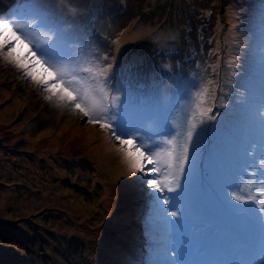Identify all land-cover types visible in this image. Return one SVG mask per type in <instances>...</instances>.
Wrapping results in <instances>:
<instances>
[{"label": "rangeland", "instance_id": "obj_1", "mask_svg": "<svg viewBox=\"0 0 264 264\" xmlns=\"http://www.w3.org/2000/svg\"><path fill=\"white\" fill-rule=\"evenodd\" d=\"M108 1L107 11L98 14L102 18L101 25H98L100 28L112 25L119 30H103L107 39L101 41L100 46L105 54L112 56L122 44L148 35L152 25L159 22H180L189 27V23L196 20L186 7L161 20L160 13L165 11L167 1L173 3L180 0ZM182 1L187 7H191L193 2L201 21L210 18L214 24L209 27L210 33H207L209 44H204L193 32L185 33L176 41V49L181 57L175 61L170 58L163 60L172 74L165 82L160 83L158 96L149 92L129 91L128 87L123 92H111L109 89L110 96L119 95L121 98L117 107L110 109V115L113 111L120 118L121 107L126 104L129 116L138 115L139 119L136 121L140 123L155 124L157 117H176L177 113H173L168 107V101L171 92L179 84L177 76L183 75L189 80L200 78L203 81L209 77L220 88L214 92L204 84L208 91L199 101L197 96L193 98L192 113L198 102L207 105L216 101L220 104V109L236 107L233 95L226 94L224 90L225 85L230 83L225 77L219 76V72L220 68L223 72L230 73L235 67H246L248 62L243 56L247 54L232 56L228 53L221 56L218 45L220 42L225 43L223 38L229 32L233 40L241 38V32L249 37L250 28L255 29L252 34L254 37L258 30L257 40L260 41L264 36V10L258 11V5H263L264 8V0ZM44 2L47 5L45 11L55 22L59 32L60 25L56 22L67 12L70 13L72 6L79 5L85 10L93 7L95 0ZM90 17L89 13H80L72 23L74 26L79 25L89 21ZM97 18L98 16L95 20ZM261 18L263 20L258 21ZM34 19L37 18L29 5L20 14L17 23L28 26L33 24ZM202 25L207 26L206 23ZM84 29L74 31L67 27L65 34L77 43L83 39ZM47 30L43 28V38L52 34ZM13 42L10 45L14 48L13 54L11 57L5 54V63L0 55V264H49L47 261L51 264H63L65 259H69L67 248L73 264H97L105 256L103 253L106 247L111 244L113 229L110 231L109 225L114 224L120 198L130 197L129 202L138 199L140 195L132 194L131 190L135 186L132 185L133 181L139 179L130 175L129 159L115 137L111 142L115 147L109 151L106 147L109 139L104 137L107 131L103 127L101 129L99 123L84 119L74 105L59 100L56 95L49 99V95L44 92H50L46 90L44 83L39 82L40 78L33 79L28 75V71H34L36 76L35 69L22 72L21 66L14 59L15 47L18 45ZM60 45L62 43L58 47ZM10 46L6 45L2 50L8 52ZM225 48L233 52L231 44ZM256 51L262 53L264 47L258 44ZM71 54L78 57L77 65L83 69L85 64L80 57V44L67 51V55ZM26 59L32 61L33 57ZM60 60L62 62V58ZM67 65L69 68L74 66L69 60ZM39 71L42 72V68ZM48 79L52 80L50 77ZM107 83L108 88H113L114 77L108 75ZM192 95L194 92L187 94L178 107L183 116L187 115ZM40 97L46 100L45 103ZM242 105V112H236L232 120L236 125L247 128L255 122L258 133L260 109L255 111L256 118L253 122L246 123L241 115L252 107L249 104ZM205 135H208V140H204ZM219 140L223 141V138L218 126L205 122L194 136L193 151L203 150L211 155L212 148L219 146ZM136 144L140 145L139 142ZM128 149L135 150L131 145L125 146V150ZM145 151L151 155V152ZM197 161L199 158L193 156L192 163L195 167L192 169L196 172ZM142 163L145 164V161ZM117 164L120 166L118 171ZM114 233L117 231L114 230L113 235Z\"/></svg>", "mask_w": 264, "mask_h": 264}, {"label": "snow or ice", "instance_id": "obj_2", "mask_svg": "<svg viewBox=\"0 0 264 264\" xmlns=\"http://www.w3.org/2000/svg\"><path fill=\"white\" fill-rule=\"evenodd\" d=\"M30 3L33 15L39 21L37 26L47 28L52 34L43 40L37 41L34 35L26 30L31 27L30 25L26 26L15 21L9 24L8 20L12 17H5L0 19V50L4 49L6 45L10 46L13 37L21 43L27 40L34 62L45 66V71L50 74L53 81V83H48L46 78L42 77L40 79V83H47L46 90L52 95H56L59 100L73 104L88 118L89 122L99 123L101 127L111 130L112 135L121 145H131L135 149L134 151L122 149L129 159L131 176L136 177L138 173H141L147 177L149 172L159 173L160 167L164 166L166 175L159 179L149 178L145 182L147 187L152 190L151 194L156 197V200L160 201L162 199L163 205H168L170 200L163 194L165 191L173 193L181 189V180L187 174L191 152L194 148V136L197 135L198 128L206 120L216 119L215 116L208 115L212 109H201L200 103L196 104V108L199 109L198 117L197 112L194 111L188 121L182 141H178L177 136H172L171 139L166 138V147L159 148L154 152L151 151V146H146L142 142L137 147L136 142L140 138L136 136V133L134 131H121L118 135L117 128L120 127V124L116 122L114 115H110V109L116 108L121 99L119 95L110 96L109 94L107 77L113 65L108 64L105 67H100L98 63H95L81 69V71L91 74L90 79L92 82L85 87L83 79L76 74L75 70L70 69L67 64L62 63L60 60L58 44L61 40V34L58 32L55 22L49 18L45 11L47 8L46 3L44 0H30ZM37 19H34L32 23L37 24ZM9 28L12 29L11 37L4 35L5 30ZM13 51L14 48L10 46L7 55L11 57ZM17 63L19 64L20 61L17 60ZM262 71H264V52H262ZM28 75L33 79H37L34 71H28ZM262 83H264V76H262ZM262 90H264V87H262ZM207 91L208 88L202 86L201 90L196 93L198 101ZM51 98L50 95L49 99ZM121 113V122L127 119L129 123H132L134 120L139 119L138 115L129 116V109L126 104L121 107ZM258 115V134L256 124L253 122L246 138L236 145L233 170L231 175L225 179L226 186H235L236 190L226 191L225 195L230 196L235 207L250 205L249 210L256 212L262 225H264V100H260ZM101 121L104 122L101 123ZM140 148H147L151 155H146L145 152L140 151ZM145 160L156 166L146 170L142 163ZM245 177H248V179L245 180ZM165 215L175 218L180 216V212H168L165 209ZM175 222L173 221V223ZM180 254L181 250L179 248L173 249L170 253L174 258ZM177 264H183V261H177ZM261 264H264V260L261 261Z\"/></svg>", "mask_w": 264, "mask_h": 264}, {"label": "bare ground", "instance_id": "obj_3", "mask_svg": "<svg viewBox=\"0 0 264 264\" xmlns=\"http://www.w3.org/2000/svg\"><path fill=\"white\" fill-rule=\"evenodd\" d=\"M218 52L219 54H221V56H226L228 53H229V50L227 48H225L224 46L222 45H218ZM10 58H7V60H9ZM237 69L238 67H235V69L233 71H231L227 76H226V79L230 82V86H231V89H232V92H233V97L235 98V102L236 104L238 105L239 104V87H238V81H237ZM109 78H111L109 76ZM2 118V117H1ZM94 133V132H93ZM95 134V133H94ZM95 136H97V134H95ZM153 138V141H155V138L154 136H150ZM109 145L106 144V147L109 151H112V149H114V145L109 141L108 143ZM144 145L146 146H149V143L147 142H144ZM159 149L158 145H156V149L155 151H157ZM113 167V166H112ZM120 166L117 164V171L119 170ZM19 179V177H18ZM134 230H137L139 232H142V228H138V227H134L133 228Z\"/></svg>", "mask_w": 264, "mask_h": 264}, {"label": "trees", "instance_id": "obj_4", "mask_svg": "<svg viewBox=\"0 0 264 264\" xmlns=\"http://www.w3.org/2000/svg\"><path fill=\"white\" fill-rule=\"evenodd\" d=\"M167 3H168V1H167ZM165 4V7L166 8H168V5H171V3H169V4ZM163 6H164V3H163ZM166 8H165V11L163 12V14L162 13H160V15H161V20H163V18L166 16V15H170V13L171 14H173V11H174V8L172 9V10H170L169 12L168 11H166ZM1 57H2V61L5 63V60H4V58H5V56H4V53L2 52V54H1ZM0 57V58H1ZM40 100H42V102L43 103H45V99L43 98V97H40L39 98ZM52 110L54 109V108H51ZM56 109H58V108H56ZM96 190V189H95ZM67 254H68V257H69V259L67 258V259H65L64 260V262H63V264H73V261H72V257H70V255H69V249L67 248ZM62 261V260H61ZM49 264H51V262L50 261H47Z\"/></svg>", "mask_w": 264, "mask_h": 264}]
</instances>
